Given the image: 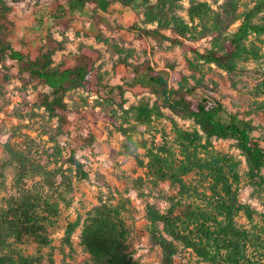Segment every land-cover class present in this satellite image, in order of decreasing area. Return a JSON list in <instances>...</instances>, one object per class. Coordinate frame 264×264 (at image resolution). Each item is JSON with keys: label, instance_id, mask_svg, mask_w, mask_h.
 Here are the masks:
<instances>
[{"label": "rangeland", "instance_id": "obj_1", "mask_svg": "<svg viewBox=\"0 0 264 264\" xmlns=\"http://www.w3.org/2000/svg\"><path fill=\"white\" fill-rule=\"evenodd\" d=\"M52 1L0 0V7L8 9V17L14 22L8 39L15 48L29 53L40 49L50 34L62 39L53 18H35V13ZM258 1L173 0L154 12L170 22L181 19L194 37L213 30L221 19L217 37L198 38L196 43L204 51L227 47L244 14ZM156 2L136 0L129 7L112 4V14L102 13L91 3L77 11L67 32L66 49L56 53L55 61L73 59L82 42L92 44L102 53L96 65L101 69L103 87L67 93L70 122L65 132L60 130L58 120L37 104L42 87L7 79L5 73L14 74L17 67L8 59L7 70L0 62V216H12L22 204L35 203L47 229L46 241L34 236L10 241L13 250L33 255L39 264H100L86 248L83 235L87 224L104 207L117 209L130 230L125 243L129 261L165 264L162 249L150 239L147 204H154L161 212H213L212 167L223 164L228 170L232 166L240 179L234 188L242 209L233 222L250 235V260L264 263V247L256 249L253 244H264V198L249 183L247 162L236 141L212 138L208 142L193 120L165 107L160 112L156 104L162 103L149 92L126 91V101L120 105L116 86L123 76H131L120 60L137 63L146 53L134 33L119 29V24L127 27L128 22L135 21L139 26L155 27L156 23L145 24L143 20L148 7ZM229 11L232 14L228 15ZM97 14L102 16L100 23ZM263 16L264 12L254 21L261 23ZM162 32L173 35L169 30ZM147 40V53L159 69L169 70V65L175 64L190 85L197 87V93L222 101L224 119L237 115L250 121L251 135L264 147V33H250L243 40L235 75L172 46L160 36ZM80 112L86 114L87 125L80 119ZM14 150L21 152L28 164L27 174L20 171V162L11 152ZM72 156L84 163L87 178L77 176ZM232 173L228 172L231 179ZM175 243V264H213L183 243Z\"/></svg>", "mask_w": 264, "mask_h": 264}, {"label": "trees", "instance_id": "obj_2", "mask_svg": "<svg viewBox=\"0 0 264 264\" xmlns=\"http://www.w3.org/2000/svg\"><path fill=\"white\" fill-rule=\"evenodd\" d=\"M24 0H12L20 2ZM136 0H53L52 3L43 5L36 13L37 20L45 17L53 18L59 26L62 39L48 35L45 44L33 52L25 53L13 46L8 37L14 29V22L8 17V9L0 7V62L7 70L6 60H11L17 67L16 73H5L7 79L17 78L28 85L33 83L36 87H42L37 95V104L43 107L51 118H56L62 132L69 125V108L65 97L73 89L84 91H98L103 87L101 69L96 65L101 57L100 49L92 44L80 43L79 51L73 55V59L62 58L55 61V55L59 50H65L69 40L67 32L75 21L77 11L83 10L87 4H95L102 13L112 14L110 5L119 4L129 7ZM173 0H157L156 4L148 7L145 24H155V27L139 26L135 21L128 22L127 27L119 24V29H126L140 40L145 58L137 63L120 60L130 71L131 76H123L120 84L116 86L117 94L123 102L126 91L134 94L149 92L154 94L161 106L156 108H168L173 114L191 119L199 127L200 131L210 142L212 138L234 139L237 147L245 156L249 183L264 198V147L261 142L251 135L253 125L250 121L232 115L228 119L223 118L225 107L220 99L212 96H202L197 93V87L190 85L188 77L177 70L175 64L169 65V70L159 69L149 56L148 37L160 36L172 46H177L185 52L193 53L204 62L213 63L235 75L238 73L237 59L243 51V40L250 33H264V16L261 23L254 19L264 12V0L258 3L244 14V18L237 31L229 39L225 48H207L201 51L197 45L198 38L220 34V23H216L213 30H207L195 36L190 32L186 23L181 19L168 21L154 9L163 3ZM235 6L230 5V9ZM232 11L228 12V15ZM100 23L101 15L97 14ZM232 18L229 23H232ZM169 30L172 36L165 35L162 31ZM82 122L87 125L85 113H78ZM118 128H123L118 125ZM126 131L125 129H123ZM91 141V139H87ZM15 160L20 163V171L27 174L28 164L24 162L21 152L11 151ZM76 174L79 178L88 177V173L78 158L72 156ZM229 168V167H228ZM232 171L233 179L228 174ZM213 172V199L210 202L213 212L175 213L172 210L161 212L154 204L146 206V218L149 222V235L153 243L160 246L163 252L165 264H175L176 243L179 241L186 247L192 248L200 257L211 261L213 264H264L250 260L247 250L251 240L246 230L233 222L234 215L242 209L238 201L237 187L240 179L238 173L231 166L229 170L223 165H214ZM46 226L35 210V203L26 202L17 207L12 216H0V264H39L33 256L23 254L11 248V238L22 240L26 236H34L40 242L46 241ZM130 230L119 211L113 208L98 210L84 229V244L88 251L100 264H136L129 261L125 254V243ZM254 248L264 247V244L253 243Z\"/></svg>", "mask_w": 264, "mask_h": 264}, {"label": "clouds", "instance_id": "obj_3", "mask_svg": "<svg viewBox=\"0 0 264 264\" xmlns=\"http://www.w3.org/2000/svg\"><path fill=\"white\" fill-rule=\"evenodd\" d=\"M136 151H139V148H137Z\"/></svg>", "mask_w": 264, "mask_h": 264}]
</instances>
